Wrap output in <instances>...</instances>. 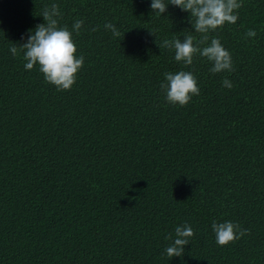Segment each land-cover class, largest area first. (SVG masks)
<instances>
[{
	"label": "trees",
	"instance_id": "obj_1",
	"mask_svg": "<svg viewBox=\"0 0 264 264\" xmlns=\"http://www.w3.org/2000/svg\"><path fill=\"white\" fill-rule=\"evenodd\" d=\"M151 2L0 0V264H264V0L209 33L233 61L215 74L158 46L201 34L188 11ZM53 3L60 26L84 20V66L64 91L18 46ZM180 70L200 87L184 106L160 87ZM213 221L250 232L219 246ZM185 223L195 235L170 259L165 237Z\"/></svg>",
	"mask_w": 264,
	"mask_h": 264
},
{
	"label": "clouds",
	"instance_id": "obj_2",
	"mask_svg": "<svg viewBox=\"0 0 264 264\" xmlns=\"http://www.w3.org/2000/svg\"><path fill=\"white\" fill-rule=\"evenodd\" d=\"M169 4L188 11L194 31L201 36L197 38L189 34L183 40L165 39L158 46L174 49L175 61L184 66L192 65L194 58L199 56L211 62L212 67L209 71L214 74L234 71L230 51L222 45L219 38H210L209 33L222 28L226 23L235 24L239 18L238 10L242 7V0H167V2L152 0L150 7L159 15L166 12ZM42 16L44 23L36 25L35 29H30L31 34L27 36L26 42L18 45L26 61L24 67L26 70H32L34 66H38L45 81L54 85L57 90H70L76 83L80 69L84 66L85 58L77 55L78 48L73 38V31L76 35L80 34L84 20H76L72 30H69L67 25L60 26L58 18L61 13L59 6L55 3L51 7L45 6ZM104 27L111 31L114 38L121 37V32L113 23L107 22ZM245 35L255 37L256 31L249 29ZM10 51L13 56H16L17 44L13 45ZM164 77L165 81L160 87L166 93L168 103L184 106L192 100L193 96L200 95V87L193 72L184 70L175 73L165 72ZM222 86L231 89L233 84L225 78ZM211 228L215 234V242L219 246L234 243L250 232L249 229H244L239 223L232 221H213ZM194 235L195 231L188 223L176 226L175 238L173 239L171 234L165 237L172 241L165 249L167 256L170 259L182 257L185 246L190 243V238Z\"/></svg>",
	"mask_w": 264,
	"mask_h": 264
}]
</instances>
